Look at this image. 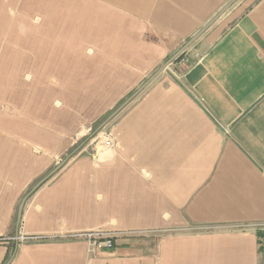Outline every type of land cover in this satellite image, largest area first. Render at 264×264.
<instances>
[{
  "label": "crops",
  "instance_id": "0c3cea01",
  "mask_svg": "<svg viewBox=\"0 0 264 264\" xmlns=\"http://www.w3.org/2000/svg\"><path fill=\"white\" fill-rule=\"evenodd\" d=\"M228 1L34 0L18 4L21 16L0 0V59H15L4 27L14 39L20 25L34 26L31 16L57 28L70 13L81 28L86 2L110 41L144 43L132 52L145 70ZM191 45L107 123L106 153L96 156L93 144L71 157L29 194L19 221L21 199L57 158L50 134L0 130V264H260L264 0H235ZM13 64L0 74H16ZM97 228L116 234L112 249L89 254L65 238ZM18 232L42 239L3 240Z\"/></svg>",
  "mask_w": 264,
  "mask_h": 264
},
{
  "label": "rangeland",
  "instance_id": "374dc122",
  "mask_svg": "<svg viewBox=\"0 0 264 264\" xmlns=\"http://www.w3.org/2000/svg\"><path fill=\"white\" fill-rule=\"evenodd\" d=\"M11 2L15 7L20 4L22 9L34 0H4V5L8 6ZM84 7V25L81 28L73 25L75 19L70 13L68 25L57 28L45 27L44 18L31 16L34 26L20 25V35L14 39L11 37L12 28L4 27V49L14 52L15 59H0V73L9 70L14 62L16 74H0V130L36 132L42 137L50 134L52 156L57 158L50 170L62 162L65 164L75 155L90 152L93 144L107 136V123L137 98L147 85L111 116L112 112L189 38L180 40L177 49L142 70V60L133 57L136 53L132 52V47L142 49L144 43L110 41L112 36H104L107 34L106 27L92 25L93 17L86 2ZM16 9L17 15H28L27 11L18 10L20 7ZM11 12L5 14V20L11 19ZM143 38L154 44L165 43L155 34H145ZM191 46L161 72L172 70L174 64L184 60ZM42 137L37 141H44ZM35 147L38 149L39 146ZM17 210L18 207L15 218ZM18 233L3 240L17 243L13 237ZM66 235L67 240L82 241ZM260 242V264H264V238Z\"/></svg>",
  "mask_w": 264,
  "mask_h": 264
},
{
  "label": "built area",
  "instance_id": "2783aa9c",
  "mask_svg": "<svg viewBox=\"0 0 264 264\" xmlns=\"http://www.w3.org/2000/svg\"><path fill=\"white\" fill-rule=\"evenodd\" d=\"M113 140L108 136H103L98 142L94 144V153L96 156H103L107 149L112 146ZM114 234L113 232L105 231L100 228L89 229V230H80L68 233L66 236L74 238L77 240H82L86 243L87 252L89 254L104 250H110L114 246ZM17 243L26 242V241H39L42 239V236L39 235H25L23 233H18L13 237ZM1 239V238H0Z\"/></svg>",
  "mask_w": 264,
  "mask_h": 264
},
{
  "label": "water",
  "instance_id": "95a60500",
  "mask_svg": "<svg viewBox=\"0 0 264 264\" xmlns=\"http://www.w3.org/2000/svg\"><path fill=\"white\" fill-rule=\"evenodd\" d=\"M235 0H229L218 12H216L201 28H199L188 40L157 70H155L130 96H128L122 104H120L111 114L114 115L121 108H123L132 98H134L150 81H152L173 59H175L180 53H182L187 47H189L215 20H217L234 2ZM110 116V117H111ZM109 119V118H107ZM64 162L58 164L49 174L41 178L34 186L31 188L30 192L26 193L21 199L18 210H17V221L20 220L21 212L23 209L24 202L31 192L36 190L40 184H42L53 172L59 169Z\"/></svg>",
  "mask_w": 264,
  "mask_h": 264
}]
</instances>
